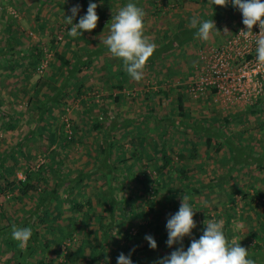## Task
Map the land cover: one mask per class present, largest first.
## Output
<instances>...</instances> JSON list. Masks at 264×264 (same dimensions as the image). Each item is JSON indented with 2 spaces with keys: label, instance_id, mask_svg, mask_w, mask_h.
Segmentation results:
<instances>
[{
  "label": "rangeland",
  "instance_id": "374dc122",
  "mask_svg": "<svg viewBox=\"0 0 264 264\" xmlns=\"http://www.w3.org/2000/svg\"><path fill=\"white\" fill-rule=\"evenodd\" d=\"M89 3L97 4V27L70 37L65 16L78 5L81 18ZM128 3L143 9L144 35L156 45L139 82L103 44ZM193 16L215 23L207 41L189 26ZM242 20L231 0L225 7L212 0H0V264H117L120 253H131L132 264H158L181 246L186 251L209 219L222 220L229 242L264 264V99L251 105L210 88L192 91L200 56L229 40ZM35 50L41 58L26 70ZM74 64L80 70L68 73ZM180 100L184 116L172 117ZM37 173L47 182L36 193L18 195L7 185ZM80 176L86 185L70 192L68 180ZM53 190L57 201L41 211L50 212L41 225L36 208ZM177 190L183 194L174 197ZM185 194L196 227L169 247L166 223ZM85 198L87 224L70 208ZM13 224L32 229L24 249L11 238ZM66 226L72 239L62 237ZM87 238L100 241L97 260Z\"/></svg>",
  "mask_w": 264,
  "mask_h": 264
},
{
  "label": "clouds",
  "instance_id": "9594fccd",
  "mask_svg": "<svg viewBox=\"0 0 264 264\" xmlns=\"http://www.w3.org/2000/svg\"><path fill=\"white\" fill-rule=\"evenodd\" d=\"M229 0H212L213 5L225 7ZM234 7L242 13V23L247 31L241 30L240 34L248 37L252 35L254 25H259L260 32L255 40L257 60L264 64V0H231ZM97 4L89 3L86 15L73 23L79 6H74L70 11L71 16L65 17L66 23L71 25L68 35L81 36L82 32H91L97 27L99 17L96 13ZM145 12L133 3H128L121 8L112 18L109 35L103 40L109 54L122 60L125 71L135 81L143 79V69L148 59L153 55L156 45L144 35L143 18ZM191 28L197 29V38L207 41L215 27L213 20H200L193 16L190 21ZM189 196L181 197L179 210L168 218L166 223L167 245L181 243L185 236H191L196 227L193 217L195 210L189 204ZM205 229L199 239H192L190 246L185 251L183 247L172 251L170 255L162 258L158 264H255L249 258V250L240 246L239 242H229L223 231V221L209 219L203 222ZM29 227L11 226V238L19 243L21 249L26 248L32 236ZM145 240L151 249H156L157 244L151 235H146ZM133 249L132 251H134ZM131 253L126 256L120 253L117 264H132Z\"/></svg>",
  "mask_w": 264,
  "mask_h": 264
},
{
  "label": "built area",
  "instance_id": "2783aa9c",
  "mask_svg": "<svg viewBox=\"0 0 264 264\" xmlns=\"http://www.w3.org/2000/svg\"><path fill=\"white\" fill-rule=\"evenodd\" d=\"M254 27L253 34L245 37L240 31H247L246 26H241L223 45L200 56L193 92L210 88L225 101L247 100L251 105L264 99V64L257 60L255 45L260 28L258 24Z\"/></svg>",
  "mask_w": 264,
  "mask_h": 264
},
{
  "label": "trees",
  "instance_id": "16d2710c",
  "mask_svg": "<svg viewBox=\"0 0 264 264\" xmlns=\"http://www.w3.org/2000/svg\"><path fill=\"white\" fill-rule=\"evenodd\" d=\"M218 13H219V11H216L215 12V16H217ZM71 15L72 14H70L68 16H65V17H69ZM79 19H80L79 18V15L76 14L75 18L73 19V23L74 24L75 23H78L79 22ZM69 27H71V25H69ZM7 44H8V42H7ZM34 52H35V54L33 53L30 56L31 57L30 58V63L28 64V67L25 68L26 70H30L31 71V67L34 66V64L37 63L36 61H39L40 58H41L40 51L38 52L37 50H35ZM42 60H43V57H42ZM79 70H80V64L70 65L69 68L67 69L68 73H71V74H74V72H78ZM44 83L46 85H48V87L50 86V83L49 82L48 83L44 82ZM118 87L119 88H122V86L120 84H119ZM60 93L61 92H58V95H60ZM116 99H120V96H117L116 95ZM38 105H39L38 107L40 108V110H43L44 109V107L42 106V103H41V105L40 104H38ZM183 107H184L183 106V102H182V100H180V102L178 103V110H179V114L181 116H184V112H183V109L184 108ZM38 112H40V111H38ZM165 119L167 121L172 122L170 124L174 125L173 118H170V119H167V117L163 118V120H165ZM99 122H101V121L99 120ZM99 125H100V123H96V125L93 126V129H96ZM105 138H107V136H105ZM161 157H162V160H163V162H162L163 166L164 167H167L169 165V163L166 162V157L167 156H166V153L164 151L162 152ZM51 169H54V168H51ZM51 169H50L49 172H54V170H51ZM55 171H56V174L59 175V172H60L59 171V168L58 169H55ZM130 173L133 174V170L132 171L130 170ZM186 175L187 174L184 171L180 173V177L181 178H184V180H185ZM3 177H4V180H5L6 179L5 173L3 175V170H2L1 164H0V179L3 178ZM84 178H85L84 176L83 177L80 176V177L75 178V179H69L68 182H67L68 183V185H67L68 190L70 192H72L73 189H76V188H80L82 186H85L86 183L84 181ZM41 182H47V179H46V177L44 176L43 173L41 175H40V173L39 174L37 173V174H35L34 177H32L30 175H26V179L24 180V182L23 181H20V180H18L17 183H15L13 181H10V182L7 183V185L10 186V187H12V188H14V189H16L18 195H22L23 196V195H28V194H31V193H36L37 192V187H38V185ZM176 192L177 193H174V197H176L177 195L183 194V192L180 191V190L179 191L177 190ZM55 201H57V200H56V197H55L54 190H53V193L46 194L43 197L41 196V199H40V201L38 203V206L36 208L37 212H35V214L41 215L40 220H39V224L41 223V225H45V221L48 220V216L47 215H49L47 213H50V212H46V213L44 212L43 214H41V211L43 209H45L46 207H49V205H51V202L53 203ZM91 205L92 204H91L90 200L88 198H85V200H84L83 203L82 202L78 203L76 201L72 202V205H70L71 206L70 208H71L72 212L81 213L84 216L83 218H86L87 215H88V213H87V207L88 206L91 207ZM45 211H46V209H45ZM53 211L55 212L56 219H59L60 218V213L58 211H55V210H53ZM86 219H87V221H86V224H87L88 223V218H86ZM112 221H113V219L111 220V223H112ZM70 224H71V222H70ZM45 228L48 229V230H50L48 227H45ZM8 229H10V228L7 227L5 230L8 231ZM72 233H73L72 232V229H70L69 226H66V231H65V233L62 234V237L65 236L64 238H69L70 237L72 239L73 238V236L71 237ZM201 235H202L201 233H198L196 235V237H200ZM32 237H34L33 234L31 236V238ZM105 237H106V235H105ZM257 238L259 240H261L259 237H257ZM263 239H264V237H263ZM87 240H88V242H87V244H85L86 246H88L89 248H93L95 250L97 249V251L95 252L96 254L93 257L95 260H97L101 256V253L98 250L100 241L93 240V239H90V238H87ZM51 241H52V238H50V240L46 241V243L51 242ZM104 242H105V240L103 241V243ZM261 242L264 243L263 240H261ZM8 243L11 246V244H13L14 242H13V240H10L9 239ZM74 247H77V246H74ZM255 248H256V250L257 249H262L260 246L259 247L258 246H255ZM73 249L74 250L77 249L78 251H80V247L79 248H73ZM67 250H68V253H67L66 256H68L67 258H70V255L73 254V252H71V250H70L69 247L67 248ZM253 259H255V255L253 256Z\"/></svg>",
  "mask_w": 264,
  "mask_h": 264
},
{
  "label": "crops",
  "instance_id": "0c3cea01",
  "mask_svg": "<svg viewBox=\"0 0 264 264\" xmlns=\"http://www.w3.org/2000/svg\"><path fill=\"white\" fill-rule=\"evenodd\" d=\"M144 4H146V1H144ZM200 19L202 20V18H201V16H200ZM181 40V38L179 39V41ZM5 69V68H4ZM9 71H11V72H13V70H14V68H7ZM45 88L46 89V84L45 83H43V82H40V88ZM49 89H51L52 87H51V84H50V87H48ZM37 90V89H36ZM45 96H48L46 93H43ZM48 98H50L49 96H48ZM180 102V101H179ZM143 113H145L146 114V110L144 109V111H143ZM150 114H152V113H148L147 115H150ZM175 116H177V117H181V115L178 113V114H176V115H172V117H175Z\"/></svg>",
  "mask_w": 264,
  "mask_h": 264
}]
</instances>
